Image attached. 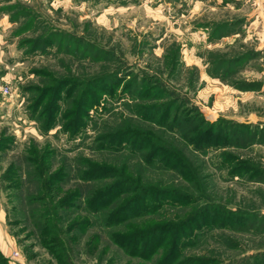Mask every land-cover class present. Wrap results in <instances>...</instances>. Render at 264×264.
<instances>
[{
    "label": "rangeland",
    "instance_id": "obj_1",
    "mask_svg": "<svg viewBox=\"0 0 264 264\" xmlns=\"http://www.w3.org/2000/svg\"><path fill=\"white\" fill-rule=\"evenodd\" d=\"M234 32L238 36L231 34ZM38 36L46 37V41L32 48L28 41ZM263 36L264 0H0V137L13 138L8 149L0 150V173L14 162L20 166L24 181L18 193L0 187V204L5 213L2 229L19 249L18 255L10 258L12 263L56 264L40 247L37 237L29 232L23 217V220L18 217L20 223H13L15 212L28 207L26 196L36 188L34 178L26 172L30 167L25 160V149L30 142L37 143L41 150H53V168L61 163L67 165L69 173L62 182L63 189L76 186L86 191L92 186L90 182L78 181L76 171L81 156L115 164L117 173L128 174L127 165L130 171H139L144 178L184 184L171 171L144 167L139 156L128 153L125 148L124 151H97L92 147L95 134L120 123V119L161 133V129L138 120L130 111L127 105L135 101L124 95L117 100L116 96L110 99L105 93L107 84L116 78L114 88L119 95L123 84L134 76L143 85L155 76L165 91L152 92L161 100L149 102H163L165 97L177 99L167 97L169 92L187 99L189 106L178 111L186 113L193 108L199 111L212 125L209 141L214 130L221 131L230 122L264 128V74L261 72L264 52L256 50L264 46ZM219 57L225 61L221 62ZM175 58L178 62L174 68ZM36 71L42 72V76ZM72 77L84 82L80 87L90 91L91 98L99 87L102 89L100 104L87 109L92 119H86V128L76 137L62 132L58 117L48 134L40 133L29 111L34 96L29 88L55 87L54 80ZM91 84L98 89L89 88ZM224 85L231 97L225 94L226 105L222 99L216 104L215 112L211 108L215 101L211 89L214 86L222 89ZM245 93L252 95L246 99L242 95ZM216 95L218 98L219 90ZM61 111L63 107L59 106L57 113ZM223 120L227 122L218 123ZM179 143L178 149L193 159L194 168L206 177L207 189L204 192L195 187L188 189L192 198L202 200L185 207L166 205L163 221L177 218L181 223L200 204L212 202L264 214V187L247 176L231 178L230 163L220 161L223 153H229L235 155L237 162L246 158L264 166V145L209 146L205 152H195L191 143L183 140ZM77 213L76 218L86 215L80 210L73 214ZM258 229L263 231V227L249 231L193 229L199 235L197 243L186 252L216 260L211 264H242L251 254L264 249V232ZM91 232L99 233L100 241L92 253H87L86 243ZM67 244L72 249L73 264L140 263L111 244L106 232L96 223L80 234L78 240H69ZM105 245L107 252H104ZM252 261L255 260L249 258L246 264Z\"/></svg>",
    "mask_w": 264,
    "mask_h": 264
},
{
    "label": "trees",
    "instance_id": "obj_2",
    "mask_svg": "<svg viewBox=\"0 0 264 264\" xmlns=\"http://www.w3.org/2000/svg\"><path fill=\"white\" fill-rule=\"evenodd\" d=\"M45 38L38 36L29 40L28 44L35 48L43 44ZM219 60L225 61L221 57ZM176 62H178L177 58L172 61L174 68ZM35 73L42 76L40 71ZM114 79L116 78L106 86L105 93L109 98L116 96L117 100L120 95H124L135 101L127 105L130 111L137 115L138 120L161 129V133L159 135L152 128L146 129L141 125H135L132 121L120 119V123L116 122L113 126L96 133L92 147L97 151H124L125 148L128 153L139 156L144 167L151 170L171 171L185 183L150 180L144 178L139 171H130L127 165L128 174L117 173L115 164L81 156L80 167L76 171L78 181L90 182L92 186L86 191L76 186L63 189L62 182L69 173L67 165L61 163L53 168V150L49 148L41 150L37 143L30 142L25 149V160L30 167L26 172L34 178L36 188L26 196L28 207L25 210L23 208L22 211L16 209L17 216L13 217V223H20L18 217L20 216L21 219L23 217L22 220L30 227L29 232L37 237L40 247L56 264H73L72 249L67 241L78 240V236L85 234L94 223L106 232L111 244L126 256L137 258L140 261L138 264H142L143 261L149 264L215 262L213 258L198 257L186 252L197 243L199 235L194 234L193 229L216 227L249 231L263 227V231L258 230L264 232V214L258 211L231 209L221 202L200 204V208L196 207L190 215L182 219L181 223V219L177 220V218L163 221L162 214L168 204L185 207L202 200L201 197L192 198V192L188 189L195 187L203 192L207 189L206 177L200 173L201 170L194 168L193 159H189L181 149H178L179 140L191 143L195 152L198 150L205 152L209 146L225 148L229 144L244 148L251 144L264 145V128L230 122L231 125L222 127L221 131L219 128L214 130L209 141L208 134L211 135L209 132L212 125L199 111L196 112L195 108L186 113L178 111L180 107L189 106L187 99L169 92L167 97L177 99L168 100L165 97L163 102H149V100H161L152 95V92L165 91L163 84L158 82L155 76L151 77L147 85H143V81H139L140 79L134 76L132 80L123 84L119 95L115 93ZM54 81H56L55 87L51 85L44 88L39 86L29 88L34 94L29 110L31 117L38 123V129L42 134H48L54 128V122L58 117L61 119L62 132L68 133L70 137H76L86 128V119L89 121L92 119L87 109L100 104L102 89L91 84L89 88L98 89L91 98L89 95L91 92L80 87L84 82L75 77ZM59 106L63 107V111L57 113ZM220 122L227 121L218 123ZM189 138L192 139L187 140ZM12 140L11 136H1L0 150L8 149ZM234 156L223 153L220 160L221 163H230L231 178L247 176V179L264 187V166L246 158L237 162ZM23 182L20 166L14 162L0 173V187L2 185L3 189L10 190V193H18ZM78 210L86 215L76 218L78 213H73ZM99 241V233L91 232L86 243V252L92 253ZM107 245L104 252H107ZM24 251L28 252V248ZM249 258L255 260V263L252 261L250 264H264V249L251 254ZM0 264L15 263H12L0 249Z\"/></svg>",
    "mask_w": 264,
    "mask_h": 264
},
{
    "label": "crops",
    "instance_id": "obj_3",
    "mask_svg": "<svg viewBox=\"0 0 264 264\" xmlns=\"http://www.w3.org/2000/svg\"><path fill=\"white\" fill-rule=\"evenodd\" d=\"M231 34H234V35L236 34V36H238L237 32H234V33H231ZM258 39H259V37H258ZM257 49H259L260 52H264V46H260V47L258 46V47H256V50ZM261 72H262V74H264V70L261 71ZM218 90H219L220 95H218V98H216V96H217L216 93H217ZM211 92H213L215 94L214 106L211 107L213 109L216 107V104L222 102L221 101L222 99L224 100V98H225L224 95L225 94H228V96L231 97V95H230L231 93L227 92L225 85H224V88H222V89H220L219 87L214 86V88L211 89ZM242 95H245L244 98L248 99V98L251 97L252 94L251 93H245V94H242ZM240 98H241L240 100H242L243 96H241ZM224 102H225V105H226V100H224ZM217 110H219V109H217ZM214 111L217 112L216 108L214 109ZM251 114H253V113H251ZM257 117H259L260 119L263 118V117H260V116H257ZM4 219H5V213H4L3 209L1 208V204H0V249H1V251L3 252V254L5 256L11 258V256H12L14 251L19 253V249L17 248L16 245H12L11 241L8 240L6 233L3 232V229H2L3 222L2 221Z\"/></svg>",
    "mask_w": 264,
    "mask_h": 264
},
{
    "label": "built area",
    "instance_id": "obj_4",
    "mask_svg": "<svg viewBox=\"0 0 264 264\" xmlns=\"http://www.w3.org/2000/svg\"><path fill=\"white\" fill-rule=\"evenodd\" d=\"M4 93H8V92L4 90ZM17 255H18V252L14 251L11 257L14 259Z\"/></svg>",
    "mask_w": 264,
    "mask_h": 264
}]
</instances>
